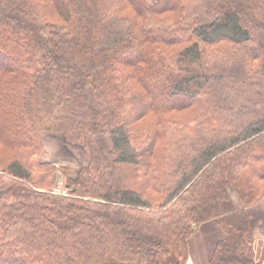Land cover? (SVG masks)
Instances as JSON below:
<instances>
[{
	"label": "trees",
	"instance_id": "trees-1",
	"mask_svg": "<svg viewBox=\"0 0 264 264\" xmlns=\"http://www.w3.org/2000/svg\"><path fill=\"white\" fill-rule=\"evenodd\" d=\"M263 197L264 0H0V264H264Z\"/></svg>",
	"mask_w": 264,
	"mask_h": 264
},
{
	"label": "crops",
	"instance_id": "crops-1",
	"mask_svg": "<svg viewBox=\"0 0 264 264\" xmlns=\"http://www.w3.org/2000/svg\"><path fill=\"white\" fill-rule=\"evenodd\" d=\"M44 139L45 148L42 153L43 157L47 149L49 152H52L62 147L60 141L53 143L54 138L51 136H45ZM44 158L43 160L45 161H53L49 156ZM60 166L67 167L63 164H60ZM247 212L253 233V246L257 256L260 257L262 247L264 246V197L257 204L249 207ZM216 240L217 237L212 223L206 222L196 227L193 235L188 239L189 256L186 264H207L215 248Z\"/></svg>",
	"mask_w": 264,
	"mask_h": 264
},
{
	"label": "rangeland",
	"instance_id": "rangeland-1",
	"mask_svg": "<svg viewBox=\"0 0 264 264\" xmlns=\"http://www.w3.org/2000/svg\"><path fill=\"white\" fill-rule=\"evenodd\" d=\"M45 135H42V138H44ZM57 141L61 142L62 147L60 149H56L53 150L52 152H49V150L47 149L46 152L44 153V157L49 156L50 159L47 162L56 165L58 167H64V166H59L60 164H63L67 167L72 168L71 170L73 171H78L80 168H82L83 166L86 165V152L83 149H78L76 148L74 145H69L67 143H63L62 139L58 138L57 140H53V143ZM69 145V146H68ZM49 148V147H48ZM43 156L41 157L42 161L44 158ZM46 159V158H44ZM66 167V168H67ZM56 179H58L59 181H61V183H58L55 187L57 188H63V179L62 178H58V173L56 174ZM54 187V188H55Z\"/></svg>",
	"mask_w": 264,
	"mask_h": 264
},
{
	"label": "built area",
	"instance_id": "built-area-1",
	"mask_svg": "<svg viewBox=\"0 0 264 264\" xmlns=\"http://www.w3.org/2000/svg\"><path fill=\"white\" fill-rule=\"evenodd\" d=\"M53 191L55 193H59V194H63V195L66 193V191H65L64 188H57V187H55V188H53Z\"/></svg>",
	"mask_w": 264,
	"mask_h": 264
}]
</instances>
